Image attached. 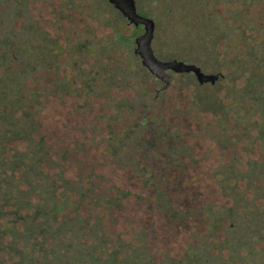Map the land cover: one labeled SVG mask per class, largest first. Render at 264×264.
<instances>
[{
	"label": "rangeland",
	"instance_id": "1",
	"mask_svg": "<svg viewBox=\"0 0 264 264\" xmlns=\"http://www.w3.org/2000/svg\"><path fill=\"white\" fill-rule=\"evenodd\" d=\"M1 1L0 35L9 38L0 39V46L17 34L33 32L30 49L38 51L47 66L29 87L41 77L59 80L62 117L72 102L82 107L88 101L96 112L109 114V104L116 107L111 98L139 97L136 114H146L150 125L165 129L170 146L178 152L173 160L179 164L173 168L157 159L159 168L166 170L154 174L159 177L157 185L147 175L141 182L132 179L137 186L121 202V210L113 212V220L105 216L104 243H91L93 248L84 256L74 248L68 263L264 264V127L257 113L239 125L233 122L244 114L245 106L233 101L234 87L242 83L232 79L233 73L227 79L219 61L223 50L215 43L219 35L205 34L216 21L202 18L215 12L212 19L218 14L223 19L236 9L238 0L218 3L214 9L209 6L213 0L130 3L137 15L151 21L150 47L157 60L193 65L204 75L223 74L214 83L203 84L193 72L172 70L165 72L167 84L157 80L135 53V39L145 35L146 25L127 22L110 0ZM229 67L234 69L235 63ZM72 90L80 91L79 96ZM223 104L230 107L222 118L226 123L220 113ZM121 119L132 121L129 113ZM229 129L245 136L224 142L222 135H238ZM249 165L253 168L246 170ZM11 215L0 213V242H9L0 243V264H32L27 238L25 248L14 252L11 246H17L20 237L12 230L2 231L5 221L7 226L15 223ZM56 255H49L44 264H60Z\"/></svg>",
	"mask_w": 264,
	"mask_h": 264
},
{
	"label": "trees",
	"instance_id": "2",
	"mask_svg": "<svg viewBox=\"0 0 264 264\" xmlns=\"http://www.w3.org/2000/svg\"><path fill=\"white\" fill-rule=\"evenodd\" d=\"M226 2L230 0H213L209 6L214 9ZM237 3L223 19L220 14L212 19L215 12L202 16L205 22L216 21L205 34L219 35L215 43L223 50L221 69L227 79L233 73L232 79L242 83L240 88L234 87L237 95L233 101L235 106H245L244 114H238L233 122L239 125L257 113L264 127V0ZM28 11L25 6L24 12ZM17 35L0 46V213L12 214L11 222H15L7 226L5 221L2 231L12 230L20 237L17 246H11L14 252L25 248L27 238L32 264H44L53 253L58 254L60 264H70L74 248L82 250L84 256L93 243H104L108 237L105 216L113 220V212L121 210V202L137 186L132 179L141 182L147 175L157 185L159 177L154 174L166 171L159 168L157 159H165V167L173 168L179 164L173 160L178 152L175 145L170 146L165 129L150 125L146 114H136L134 105L139 97L111 98L116 107L109 104V114L99 109L96 112L88 101H83L82 107L72 102L62 117L60 81L41 77L43 81L29 87L47 62L30 49L33 32ZM8 38L0 35V39ZM232 63L235 68L230 70ZM110 83L117 84L115 80ZM72 91L74 95L77 90ZM248 96L252 100L247 101ZM229 110L227 104L220 107L221 119ZM126 113L131 114V122L122 121ZM229 130L238 135H222L224 142L245 136L237 129ZM179 151L183 153L181 147ZM249 167L253 165L246 170Z\"/></svg>",
	"mask_w": 264,
	"mask_h": 264
},
{
	"label": "water",
	"instance_id": "3",
	"mask_svg": "<svg viewBox=\"0 0 264 264\" xmlns=\"http://www.w3.org/2000/svg\"><path fill=\"white\" fill-rule=\"evenodd\" d=\"M113 2L115 7L122 13L124 18L129 23H133L134 25H138L139 23H143L146 25V33L143 37H139L135 39V43L137 45L136 54H140L142 58V64L147 67L151 73H153L158 79L168 83L169 77L165 73L167 70L172 71H182V72H193L199 82V84H203L205 82L214 83L219 77L217 75H204L200 72L199 68H196L193 65H186L182 62H161L157 60L152 52L150 47L151 39H152V31L153 27L151 26V21L145 20L139 15L135 13V10L131 7L130 3L132 0H110Z\"/></svg>",
	"mask_w": 264,
	"mask_h": 264
}]
</instances>
